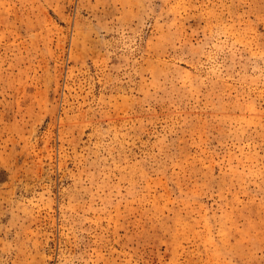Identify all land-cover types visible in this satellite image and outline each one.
I'll use <instances>...</instances> for the list:
<instances>
[{
  "label": "rangeland",
  "instance_id": "rangeland-1",
  "mask_svg": "<svg viewBox=\"0 0 264 264\" xmlns=\"http://www.w3.org/2000/svg\"><path fill=\"white\" fill-rule=\"evenodd\" d=\"M0 264H264V0H0Z\"/></svg>",
  "mask_w": 264,
  "mask_h": 264
}]
</instances>
